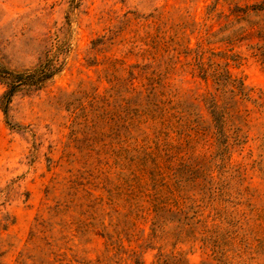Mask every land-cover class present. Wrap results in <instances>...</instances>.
<instances>
[{
	"label": "rangeland",
	"instance_id": "374dc122",
	"mask_svg": "<svg viewBox=\"0 0 264 264\" xmlns=\"http://www.w3.org/2000/svg\"><path fill=\"white\" fill-rule=\"evenodd\" d=\"M135 260L264 264V0H0V264Z\"/></svg>",
	"mask_w": 264,
	"mask_h": 264
},
{
	"label": "trees",
	"instance_id": "16d2710c",
	"mask_svg": "<svg viewBox=\"0 0 264 264\" xmlns=\"http://www.w3.org/2000/svg\"><path fill=\"white\" fill-rule=\"evenodd\" d=\"M41 73H42L41 76H42L43 78H44V77L46 78V76L50 74V72H45L44 70H41ZM48 73H49V74H48ZM133 194H134V193L131 192V193H130V197H133ZM130 199H133V198H130ZM127 201H129V200H127ZM130 206H131V205H130ZM155 215H158V216H159V215H160V214H159V211H158V212L156 211ZM134 263H135V264H142V262H140V261H138V260H135ZM155 264H162V262H161V261H158V262H156ZM173 264H180V261L177 260V261H175Z\"/></svg>",
	"mask_w": 264,
	"mask_h": 264
}]
</instances>
